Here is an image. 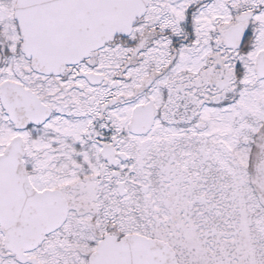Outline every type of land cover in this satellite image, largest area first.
I'll return each instance as SVG.
<instances>
[{"label": "snow or ice", "instance_id": "1", "mask_svg": "<svg viewBox=\"0 0 264 264\" xmlns=\"http://www.w3.org/2000/svg\"><path fill=\"white\" fill-rule=\"evenodd\" d=\"M0 264H264V0H0Z\"/></svg>", "mask_w": 264, "mask_h": 264}]
</instances>
